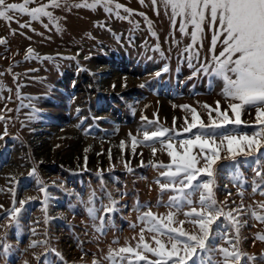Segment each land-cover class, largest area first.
I'll use <instances>...</instances> for the list:
<instances>
[{
	"label": "rangeland",
	"instance_id": "1",
	"mask_svg": "<svg viewBox=\"0 0 264 264\" xmlns=\"http://www.w3.org/2000/svg\"><path fill=\"white\" fill-rule=\"evenodd\" d=\"M7 2L23 3V0ZM80 2L68 0L69 4ZM114 2L132 9L133 14L121 9V16L127 18L118 19L101 7L93 11L75 7L68 10L62 6L48 9L58 18L54 23L47 17L32 21L20 13H12V22L0 18V38L6 41L0 44V237L6 232L5 242L10 245L7 253L0 248V264H92L94 259L98 264H147L157 257L143 252L142 246L137 248L141 228L145 229V242L150 247H156L154 235L170 247L166 236L147 231L150 225L137 218L150 209L158 219L167 222L166 214L174 211L165 206L170 192L163 194V203L158 205L161 194L154 181L163 178L159 176L160 170L149 164V161L168 164L170 158L162 150L153 157L151 148L142 144L133 155L129 133L142 140L145 128L149 131L155 127L175 128L179 135L175 132L170 135L178 151H182L178 141L194 138L198 130L182 131L187 126L186 120L191 122V109H196L200 121L207 124L209 114L219 120L214 110L216 102H220L221 109H226L228 102L220 94L221 80L203 73L192 77L193 69L188 66L185 52L192 43L191 36L181 35L178 26L171 28L162 6L157 14L151 0H144L143 5L140 0ZM46 3L49 0H35L28 7ZM138 13H144L147 21ZM16 20L30 26L20 28ZM211 36L212 32L206 29L202 42L198 38L193 45L201 61L211 58ZM157 44L160 51L154 50ZM28 48L33 49L30 55ZM220 50L217 45V54ZM192 63L197 65L195 59ZM165 65L168 71L155 77L154 73ZM141 84L146 86L141 88ZM205 104L210 107H203ZM33 106L39 111L33 113ZM241 120L240 125H225L218 133L251 136L261 128L256 123L254 107L247 108ZM149 121L153 124L149 125ZM122 140L126 142L123 152L119 147ZM154 146L160 149L159 143ZM199 152V148L193 149V155ZM221 156H227L226 142ZM258 158L264 162V149ZM141 161L145 166H141ZM125 162L132 172L125 169ZM217 166L216 199L227 200L229 208L241 202L246 208L251 206L239 216V248L247 255H255V264H264L261 258L264 241L257 238L264 235V222L250 214L255 210L264 215V209L258 207L264 196L259 191L252 192L253 180L259 183L253 171L257 165L253 158L239 157L235 164L222 159ZM33 168L36 173L29 176ZM237 171L240 180L236 179ZM40 186L45 192L39 190ZM260 190L264 191V185ZM239 191L243 192L242 200ZM93 192L94 206L99 210L97 217L105 216L102 231L100 220L90 218L86 210L91 206L86 202ZM107 193L118 202L112 213L102 210V205H109ZM193 199H199L198 192ZM20 200L28 202L19 213L18 223L6 227L10 223L8 210L20 207ZM187 210L185 206L176 220H185L183 227L191 232L195 226L183 215ZM224 234L235 242V230L222 217L213 227L211 244L227 247ZM126 246L140 251L146 261L137 262L129 253L117 256L119 248ZM110 249L114 262L107 259ZM120 256L125 257L122 262ZM220 259L216 253L215 260ZM241 264L252 262L245 256Z\"/></svg>",
	"mask_w": 264,
	"mask_h": 264
},
{
	"label": "snow or ice",
	"instance_id": "2",
	"mask_svg": "<svg viewBox=\"0 0 264 264\" xmlns=\"http://www.w3.org/2000/svg\"><path fill=\"white\" fill-rule=\"evenodd\" d=\"M34 2L35 0H23V3H8L7 0H0V18L12 22L14 20L12 13H20L28 15L32 21H39L41 17H47L50 23H54L58 18H55L52 11L48 9L62 6L68 10L75 7L93 11L101 7L105 13L110 16L115 15L118 19L127 18L121 16V9L129 15L133 14L132 9L115 3L114 0H91V2L81 0L80 3L75 4H69L68 0H49V3L29 8L28 5ZM140 3L143 5L144 0H140ZM151 5L157 14H159L160 7H163L164 14L169 16L172 29H176L178 26L181 35L190 34L192 43L186 47L185 52H188V66L193 69L192 77L203 73L221 80L223 88L220 94L228 102V107L221 109L220 102L217 101L214 110L219 120L209 114V123L207 124L200 121L196 109H191V122L188 123L186 120L187 126L183 127L182 131L191 133L194 128H198V130L194 134V138L178 141V148L182 151H178L177 146L173 143L174 137L170 135L173 132L179 135V130L175 128L155 127L151 131L145 128L142 130V140L129 133L133 155L136 154L137 146L141 144L151 148L153 157L156 156L158 151H166L167 156L170 158L168 164L153 161H149V164L154 169L160 170L159 176L163 178V181L161 179L154 181L158 185L161 194V198L157 201L158 205L163 203V194L170 192L171 194L165 206L174 209V211H169L166 214L167 222L162 218L158 219L150 209L137 217L145 224L150 225L147 231L156 233L159 236H166L170 247L162 243L161 239L155 235L153 240L156 247H150L145 242V229L141 228L140 243L137 248L142 246L143 252H150L157 257L155 260L147 261V264H190V262L192 264H241V260L245 256L248 261L255 264L257 257L247 255L239 248V228L241 224L239 216L242 210L248 211L251 206L246 208L241 202L240 205L229 208L227 200L220 202L216 199L214 189L216 187L215 177L219 172L217 166L219 160L228 159L235 164L239 157H243L245 160L253 158L255 165H257L253 168V171L255 177L259 178V183L256 179L253 180L252 192L259 191V194L264 196V191L260 190L261 186L264 185V162L258 158L261 150L264 149V0H151ZM138 14L145 16L144 13ZM145 20L147 21L146 16ZM16 22L20 28L30 26L29 23H19L18 20ZM55 26L59 30V24L56 23ZM44 27L47 28V25H44ZM149 29L151 30L150 23ZM206 29L212 32L209 48L212 55L210 59L205 58L201 61L199 51H193V45L198 38L202 42ZM5 42L3 38H0V44ZM173 42L175 43V41ZM217 45L221 49L218 54L216 52ZM154 50L160 51L159 44L156 45ZM32 52L33 49H27V54L30 55ZM44 59L49 58L45 57ZM68 59H75V57H69ZM193 59L197 61L198 66L192 63ZM167 71L168 67L165 65L160 71L154 73V76L159 78L162 72ZM192 77H189V79ZM122 86L126 87V84ZM145 86V84L140 85L141 88ZM112 87L115 88L116 85L113 84ZM181 107L184 109L189 108L188 105H182ZM203 107L209 108L210 106L205 104ZM249 107L255 108L256 123L261 126L258 132H254L251 136L237 133H218V130L225 125H240L243 123L241 120L242 113ZM229 109L231 110L230 113ZM38 111L39 109L33 106V113ZM79 111L80 109H77V113ZM141 119L145 120L146 117L142 115ZM148 123L149 125L153 124L152 121ZM173 123L175 125V118H173ZM217 140H219V143H217ZM225 142L227 156H221V151L225 150ZM156 143L160 144V149L154 146ZM125 146L126 142L122 140L119 145L122 152ZM194 148L200 149V152L196 155H193ZM109 158L111 160V150H109ZM201 164L202 166H200ZM141 166H145L143 161H141ZM124 167L128 172H132V168L127 162H125ZM35 173L36 170L33 168L29 172V176H34ZM99 175L100 173H98ZM203 177H207V179H203ZM236 179H241L238 171ZM240 186L243 187L242 180ZM39 190L45 192L43 186H40ZM197 192L199 193V199L194 201L193 197ZM106 195L109 205H102V210L104 213H112L116 210L118 202L112 198L110 193ZM120 195L123 196L125 193H120ZM230 195L231 193H229ZM238 195L241 196L242 200L243 192L239 191ZM95 199L96 196L93 192L86 202V205L91 206H87L86 210L90 218L100 220L99 230L102 231L105 216L100 215L97 217L99 210L94 206ZM45 200H47V193H45ZM27 202V200H20V207L14 206L11 210H8L7 217L10 223L6 227L18 223L19 213ZM185 206L188 210L183 211V215L190 218V222L195 226V229L191 232L183 227L185 220H179L178 222L176 220L177 215ZM258 207L264 209V201L259 202ZM138 209L139 202H137ZM250 214L254 219L264 222V215L255 210H252ZM222 217L231 224L236 232L235 242L228 239L227 234L222 237L225 244L228 245L227 247L211 244L213 227ZM177 223L179 226H173ZM6 236L7 233L5 232L4 236L0 237V248L5 253L10 249V245L5 242ZM257 238L264 241V235H258ZM122 253L133 254L137 262L146 261V257L132 247H121L116 255L119 256ZM216 253L221 257L219 261L215 260ZM56 255L60 256L59 253H56ZM35 258L38 261L40 260L39 255ZM60 258L62 259V257ZM261 258H264V253L261 254ZM107 259L114 262L111 249ZM124 259L125 257L120 256L121 262ZM92 264H98V262L94 259Z\"/></svg>",
	"mask_w": 264,
	"mask_h": 264
}]
</instances>
